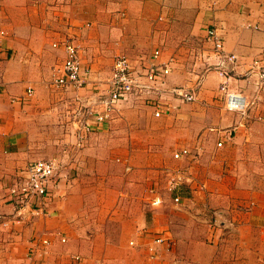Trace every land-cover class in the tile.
<instances>
[{
	"label": "crops",
	"instance_id": "1",
	"mask_svg": "<svg viewBox=\"0 0 264 264\" xmlns=\"http://www.w3.org/2000/svg\"><path fill=\"white\" fill-rule=\"evenodd\" d=\"M212 28L224 51L236 55L225 75L207 39ZM0 30V264H149V249L157 247L139 236L142 230L171 240L169 248L158 245L159 264L263 261L264 78L250 63L262 58L264 68V0H0ZM64 40L79 46L89 68L83 88L52 84L66 56ZM117 55L138 73L152 63H167L170 71L163 85L151 82L123 101L118 111H129L131 120L120 114L100 123L115 132L128 124L129 133L111 140L123 160L140 162L139 170L128 165L117 184L113 167L107 184L83 186L70 179L85 168L70 149L75 112L107 91ZM222 83L245 98L244 113L226 108ZM173 86L192 89L194 98L183 100ZM94 134L87 142L98 139ZM55 156L65 158L61 174L68 177L51 188L43 214L17 220L7 196L14 176L32 160ZM215 211L224 225H211ZM214 234H238V247L214 245Z\"/></svg>",
	"mask_w": 264,
	"mask_h": 264
},
{
	"label": "built area",
	"instance_id": "2",
	"mask_svg": "<svg viewBox=\"0 0 264 264\" xmlns=\"http://www.w3.org/2000/svg\"><path fill=\"white\" fill-rule=\"evenodd\" d=\"M0 34L4 35V30H0ZM207 39L212 43V48L217 58L215 65L218 67L217 69L220 70L219 72L225 75L228 70L226 69L228 64L231 65L230 70L232 71L236 62V55L224 51L223 38L217 33L216 29H208ZM62 46L66 56L57 70L60 74L54 77V84L61 87H72L75 90L85 87L88 83L89 68L81 64L79 46L75 44L73 40L62 41ZM1 51L2 45L0 44V52ZM158 55L159 51L154 50L152 57L156 58ZM261 61L262 58L252 61L250 63V69H258L260 77L264 78V68L259 65ZM135 69L136 68L131 65L126 56L117 55L115 57L110 71V77L106 81L108 85L107 92H99L94 96V100L91 102L94 105L90 103L89 105L79 106L75 112L74 123L76 124V143L81 144L85 138V133L91 132L95 125H100V123L110 119L112 108L117 107L119 102L128 99L132 94L148 90L150 87L149 83L151 82L162 84L164 76L170 71V67L167 63L160 67L152 63L145 72L141 71L138 73ZM220 88L223 91L224 102L227 109L241 113L246 111V101L241 94L226 91L225 83H222ZM171 91L183 100H192L195 95L192 89L183 87L173 86ZM26 92L30 94L31 89L27 88ZM105 95L108 97L103 99ZM93 107L95 108L93 109ZM154 115H160V110L158 108L155 110ZM220 144L221 143H218V145ZM182 152H186V150ZM178 156V153L175 154V157ZM61 170L58 169L57 163L53 158L30 161L19 169L18 174L14 176L13 182L8 188L7 194L9 197L8 199L13 202L16 208L17 220H21L24 215L31 214V212H34V214L44 213L46 201L52 196L51 188L57 186L61 178ZM177 199L176 197V200ZM158 202L159 199L154 196L151 203L158 204ZM219 218V212L215 211L211 225L215 227L224 225L225 222L219 220ZM43 241L46 242V240ZM130 243L132 244V242ZM151 243L157 246L165 245L168 247L171 245V240L167 236H164L163 233L156 232V234L151 237ZM149 250L148 259L153 261L151 264H157L154 262L157 255L155 248H150Z\"/></svg>",
	"mask_w": 264,
	"mask_h": 264
},
{
	"label": "rangeland",
	"instance_id": "3",
	"mask_svg": "<svg viewBox=\"0 0 264 264\" xmlns=\"http://www.w3.org/2000/svg\"><path fill=\"white\" fill-rule=\"evenodd\" d=\"M197 81H198V79L195 82L196 86H197ZM52 84L54 86H56L54 84V79L52 81ZM56 87L62 88L61 86H56ZM106 92H104V93H106ZM107 97L108 96L105 95L103 97V99H106ZM127 101H129V100H127ZM145 101L146 100H144V102ZM122 103H123V101L119 102L117 107L112 108V112L110 114L111 119H108L107 121H105L103 123H108L109 120H112V118L114 119L116 117H119L120 114H122L121 115L122 117L119 120H123L122 118L131 120V118H130L131 113L129 111H125V109H124V111L122 110L121 112L118 111V110L122 109L121 105L124 104V103L123 104ZM119 108H121V109H119ZM100 126L98 125V127L94 128L93 131H91V132H86L85 133V138L81 142V144H78V143L71 144V148L70 149L73 151V153H75L76 155L80 156L79 159H81L82 162L85 165V168L83 169V171L81 172V174L79 176L73 174L70 177V179L76 178L77 179L76 183L78 182L77 184H83V186H86L88 184L89 185L90 184H95V183H97L98 179H100V181L104 182V184H107L106 182L108 181V176H107L108 172L113 170L114 168H117L116 170H118V168H119V171H118L119 173H118V176L116 177L117 180H112L111 182H116L117 184H121V183L124 182V174L129 173L130 170H131L128 165H130L132 167V171L134 169L139 170V167H141L140 162H137V159L131 161V163L129 161H127V160H123L122 155H120V153H119L120 150L119 149L116 150V148H115L116 146L114 147V141H113L114 139L111 140V136H113L115 134L117 135V137H118V135H121V137L118 138L119 140H121L122 135L125 134L124 129H126V133H129V128L127 129L128 124L124 125L122 123V127L120 129L117 128L116 132L113 131L112 126L111 127H106V126H102V124ZM90 133H91V135H93L94 133H97V134H94V135L97 136L98 139H92V140H90V142H87V137L90 135ZM132 133L134 135H138L140 133V128H138V127H134V129L132 128ZM112 142H113V144H112ZM109 147H113L111 149L114 150V151L113 152L112 151L109 152ZM78 149L80 150V154L77 153V152H79ZM76 150H78V151H76ZM84 152H89V153H84ZM177 153L179 154V152H174L173 153V157L174 158H175V154H177ZM99 156H101V157H99ZM47 159H52V158H49V157L44 158V160H47ZM53 159L56 161L58 169H60V170L62 168H65L64 166L67 165V163L65 162V158H63L62 156L60 158L55 156V157H53ZM67 161H69V160H67ZM100 162H102V163L100 165H98ZM93 164H94V167H95L94 172L91 169ZM96 166H99V168L96 167ZM61 171H63V169ZM60 177H61V179H64V178L68 177V175L66 176L64 174H61ZM118 182H120V183H118ZM171 188L172 187L169 186L168 190L171 191L172 190ZM91 198H92V193H91V195H89L88 199H91ZM146 202H147L146 203V210H147L151 206V204H150L149 201H146ZM43 208H44V206H43ZM87 210H88V214H89V212H93L92 210H94V209L91 207V208H87ZM36 214H39V213H36ZM36 214H34V212L32 213L33 216H35ZM212 220H213V218H211L210 222H212ZM229 223L230 222H228L227 224H229ZM231 223L233 224V222H231ZM231 228L232 227H230V226H226V228H223V230L230 231ZM157 232H159V231H157ZM142 233H144V234H142ZM154 234H156V231H153V230H145L144 231V230H142L141 234H139V236L152 237ZM92 235L93 234H86V236L88 238H90V239H92ZM117 235L123 236L122 234H110L111 238H113L115 240H118V239L114 238ZM236 236H238V234H214V237L211 236L212 238H210V240L208 239V241L209 242L215 241L216 244H214V245H216V246H220V245H224L225 246L226 245L227 248H229L230 250H234V249H236L238 247V243L237 242H239V241L236 242ZM47 242H48L47 240H46V242L43 241L44 244H46ZM150 242H151V239H150ZM150 244H152V243H150ZM152 245H155V244H152ZM252 245H253V243H251V241H248V246L247 247H250ZM155 246L157 247V250H158V246L157 245H155ZM169 247L170 246L167 247V246L164 245V248H169ZM164 248H162V249L165 250ZM32 250L33 249H31V253H32ZM157 250H156V252H157ZM235 252L232 253L233 256L229 255V258H228L229 261H235V258H236ZM79 257L82 258L83 256H81V255L79 256V255L75 254L73 256V259L76 260V259H79ZM84 257H87V255L85 254ZM231 257H233V258L231 259ZM246 257L247 256H245V258ZM170 259L171 258H169L167 261H169ZM152 262L153 261H150L149 264H151ZM154 262L159 264L157 262V259H155ZM96 264H100V263H96ZM165 264H167V262ZM243 264H244V262H243ZM260 264H264V259H263V261H260Z\"/></svg>",
	"mask_w": 264,
	"mask_h": 264
}]
</instances>
